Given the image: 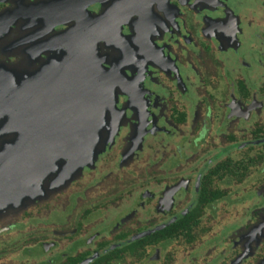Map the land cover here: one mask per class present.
Returning a JSON list of instances; mask_svg holds the SVG:
<instances>
[{
	"label": "flooded vegetation",
	"instance_id": "obj_1",
	"mask_svg": "<svg viewBox=\"0 0 264 264\" xmlns=\"http://www.w3.org/2000/svg\"><path fill=\"white\" fill-rule=\"evenodd\" d=\"M39 9L52 65L96 20L67 131L95 140L55 191L0 187V264H264V0H0L16 81L46 55Z\"/></svg>",
	"mask_w": 264,
	"mask_h": 264
},
{
	"label": "water",
	"instance_id": "obj_2",
	"mask_svg": "<svg viewBox=\"0 0 264 264\" xmlns=\"http://www.w3.org/2000/svg\"><path fill=\"white\" fill-rule=\"evenodd\" d=\"M49 12L38 10L32 45L46 54L43 59L39 57L38 67L33 71L23 69L22 81H16L15 68L0 71V122L5 125V133L0 137L1 188L9 192L18 189L19 195L31 199L67 184L69 169L90 155L82 148L95 140L68 135L67 131L84 116L78 104L81 93L90 90L83 81L93 74L90 68L95 48L91 29L96 20L76 22L57 34L55 50L64 46L66 54L52 58L55 59L52 65ZM50 73H54L51 79ZM60 76L75 79H70L71 85H67ZM50 82L54 85L50 86ZM46 188L50 191L44 192Z\"/></svg>",
	"mask_w": 264,
	"mask_h": 264
},
{
	"label": "rangeland",
	"instance_id": "obj_3",
	"mask_svg": "<svg viewBox=\"0 0 264 264\" xmlns=\"http://www.w3.org/2000/svg\"><path fill=\"white\" fill-rule=\"evenodd\" d=\"M1 181H2V176H0V187L2 186ZM15 184L17 185V183H15ZM10 186H11V185H9V188H11ZM47 191H50V190H49L48 188L44 189V192H47ZM49 193H50V192H49ZM46 194H48V192H47Z\"/></svg>",
	"mask_w": 264,
	"mask_h": 264
}]
</instances>
